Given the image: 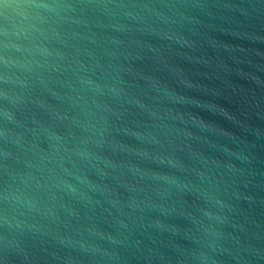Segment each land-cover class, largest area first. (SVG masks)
<instances>
[{
	"label": "water",
	"instance_id": "95a60500",
	"mask_svg": "<svg viewBox=\"0 0 264 264\" xmlns=\"http://www.w3.org/2000/svg\"><path fill=\"white\" fill-rule=\"evenodd\" d=\"M0 264H264V0H0Z\"/></svg>",
	"mask_w": 264,
	"mask_h": 264
}]
</instances>
